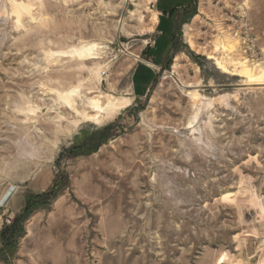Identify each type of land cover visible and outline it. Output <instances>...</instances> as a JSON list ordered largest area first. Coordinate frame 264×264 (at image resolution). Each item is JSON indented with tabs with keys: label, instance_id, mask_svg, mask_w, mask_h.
Instances as JSON below:
<instances>
[{
	"label": "rangeland",
	"instance_id": "obj_1",
	"mask_svg": "<svg viewBox=\"0 0 264 264\" xmlns=\"http://www.w3.org/2000/svg\"><path fill=\"white\" fill-rule=\"evenodd\" d=\"M177 5L0 0V264H264V0Z\"/></svg>",
	"mask_w": 264,
	"mask_h": 264
},
{
	"label": "bare ground",
	"instance_id": "obj_2",
	"mask_svg": "<svg viewBox=\"0 0 264 264\" xmlns=\"http://www.w3.org/2000/svg\"><path fill=\"white\" fill-rule=\"evenodd\" d=\"M128 102L129 101L127 98H119L115 99V101H110L109 104L106 106L101 105L99 101L93 100H90L89 102H87V104L92 106L94 105V107H96L98 110H103L106 116H111L117 109L128 105ZM259 213L264 214V203L261 201L259 202Z\"/></svg>",
	"mask_w": 264,
	"mask_h": 264
},
{
	"label": "crops",
	"instance_id": "obj_3",
	"mask_svg": "<svg viewBox=\"0 0 264 264\" xmlns=\"http://www.w3.org/2000/svg\"><path fill=\"white\" fill-rule=\"evenodd\" d=\"M178 0H166V4H163L161 0H158V8L161 12L167 13L173 7H177Z\"/></svg>",
	"mask_w": 264,
	"mask_h": 264
}]
</instances>
